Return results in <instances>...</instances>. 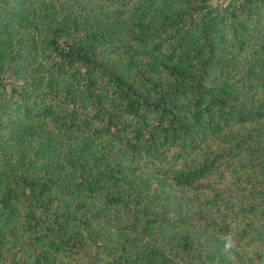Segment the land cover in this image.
<instances>
[{"label":"trees","instance_id":"trees-1","mask_svg":"<svg viewBox=\"0 0 264 264\" xmlns=\"http://www.w3.org/2000/svg\"><path fill=\"white\" fill-rule=\"evenodd\" d=\"M0 264H264V0H0Z\"/></svg>","mask_w":264,"mask_h":264},{"label":"rangeland","instance_id":"rangeland-1","mask_svg":"<svg viewBox=\"0 0 264 264\" xmlns=\"http://www.w3.org/2000/svg\"><path fill=\"white\" fill-rule=\"evenodd\" d=\"M227 0H214V2H216V3H224V2H226Z\"/></svg>","mask_w":264,"mask_h":264}]
</instances>
